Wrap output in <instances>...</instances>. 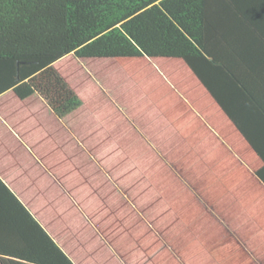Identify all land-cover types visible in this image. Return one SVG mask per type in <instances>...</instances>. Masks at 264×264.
Returning a JSON list of instances; mask_svg holds the SVG:
<instances>
[{"label": "rangeland", "instance_id": "rangeland-1", "mask_svg": "<svg viewBox=\"0 0 264 264\" xmlns=\"http://www.w3.org/2000/svg\"><path fill=\"white\" fill-rule=\"evenodd\" d=\"M113 61L110 58L80 59L72 54L53 64L52 68L73 89L81 93L80 97L85 101L86 107L95 103V96L89 95L88 86L95 87L91 82L94 80L99 87L100 84L97 82L100 75L108 78L109 91L124 95L125 104L128 99L125 95L127 91L148 89L153 93H159L167 89L166 81L157 72L147 71L142 76L140 73L130 71L129 65L124 63L118 65ZM174 65L176 70L170 75L184 73L182 75L185 81L181 82V85H184L183 91L186 92V96H190L188 99L192 103L191 99H194L199 91V88L192 83L198 80L188 76L183 67L185 63L179 65L175 62ZM169 67L170 64H165L162 71L169 70ZM185 67L188 69L186 65ZM114 68H117L119 72L113 73ZM112 76L115 80L111 79ZM127 79L130 83L137 85L136 89L134 87L128 89ZM179 93L184 94L181 89ZM192 93L196 94L192 97ZM38 96L34 94L29 104H18L11 99H6L5 108L14 110L16 113H23L33 108L39 110L41 112V114L38 113L39 117L32 115L33 117L26 121H32L33 127L39 132L44 131L43 126H47L46 123L55 125L57 132L63 134L55 138L52 134L50 140L58 144L62 141L61 144L69 146L68 149L60 152L62 155L65 153L60 160L64 161L67 158L71 160V155L75 156L71 168L75 175L72 177L74 179L71 178L72 180L68 182L63 172L60 173L58 209L48 204L36 203L40 204V209L36 211L34 217L41 220L49 229L53 231L56 229L55 236L61 242L67 239V250L71 254H74L73 250H75L81 256L82 263L88 264L238 263L239 260L233 257L236 254L226 251L227 241L236 238L244 243L245 235L254 234L255 226H258L261 221L259 220L261 218H255V215L251 213L252 209L247 203L249 199L247 195H244V189L248 188V183L254 180L256 171L262 166L258 159L249 157L251 153H246L247 144L244 145L238 138L227 142L219 136V141L222 143L219 145L224 149L225 158H228L223 164L207 157L202 159L200 153L204 146L190 136L188 140L185 138V143L183 138L180 142L177 138L175 141L171 139L170 145L165 144V149L153 148L154 153L157 152L158 155H154L150 149L142 148L141 141L133 140L129 142L124 140L123 144L127 146L122 144L119 149L121 153H118L117 148L97 147L98 142H95L97 139L92 137L96 147L91 149L82 145L84 140L79 137L82 135L77 131H71V128L67 131L65 128L71 126L62 123L64 128L52 116L51 111L44 108L49 107L40 96L43 106L38 104ZM3 102L4 100L0 102V105ZM110 102L115 107H120L122 103L119 99L115 100L112 97ZM198 102L200 104L198 107H202L201 110L209 112L211 106L208 104L204 107L205 100ZM132 106L135 104L132 103ZM93 107L103 108L96 104ZM24 116L28 117V115ZM152 116L147 117L143 124H140L144 129L148 127L146 122ZM161 116L165 118L166 123L167 115L161 113ZM111 118L114 120L113 115ZM168 119L173 118L171 116ZM201 119L206 124L211 122L215 130L219 132H221L220 126L224 123L231 125L221 112L212 121H209L206 116ZM120 124L127 123L122 121ZM75 128L83 129L79 124ZM15 131L18 132L17 129ZM113 136L120 138L118 134ZM200 138H203L202 135ZM177 141L178 144H176ZM184 152L185 156L182 155ZM242 154L247 155L238 158ZM230 161L233 162L232 165H229ZM29 178L26 175L27 185ZM82 192H85L87 199L90 198L92 202L96 200L95 204H91L90 214L84 208L86 199L80 195ZM97 194L102 195L104 205H99ZM52 210L55 214H52ZM98 235L104 238L103 242L101 241L102 244L96 242L95 238ZM63 242L62 244L66 245ZM103 245L111 250L104 251ZM194 248L200 254L199 258L195 257ZM211 249L221 250L224 254L229 252L230 259H226L223 255L222 259L212 260L209 257L210 251H213ZM234 250L237 253L236 258L242 257L245 258L244 261L249 260L247 256L243 257L245 252L241 247H235ZM2 259L0 257V261ZM6 259L4 257L3 260ZM239 264H242L241 260Z\"/></svg>", "mask_w": 264, "mask_h": 264}, {"label": "trees", "instance_id": "trees-1", "mask_svg": "<svg viewBox=\"0 0 264 264\" xmlns=\"http://www.w3.org/2000/svg\"><path fill=\"white\" fill-rule=\"evenodd\" d=\"M72 54L182 60L264 164V0H0V95L75 113L81 97L52 68ZM255 174L264 183V165ZM0 222L42 236L38 250L0 249L1 264L68 262L1 180Z\"/></svg>", "mask_w": 264, "mask_h": 264}, {"label": "crops", "instance_id": "crops-1", "mask_svg": "<svg viewBox=\"0 0 264 264\" xmlns=\"http://www.w3.org/2000/svg\"><path fill=\"white\" fill-rule=\"evenodd\" d=\"M113 60L114 64L122 65L124 63L129 65L128 68L130 71L140 73L142 76H144L147 71L157 72V74L166 81L167 89L159 93H153L148 89H138L134 92L127 91L125 95H127L126 97H128V99H126L125 104L123 100L124 95H118V92L109 91L108 87L110 85L108 78L100 75L99 81L97 82L100 84L99 87L96 86V81L94 82V80H91V82L94 83L95 87L88 86L89 95L95 96V103L93 105L86 107V103L82 99L83 106L75 113L63 118L57 116L52 109L44 107L46 110L51 111L52 116H54L61 125L71 126L65 128L63 125L67 131L71 128V131H77L78 134L82 135L79 137H81V140H84L82 144L84 147L91 149L96 147L92 141V137H95L97 139L95 142H98L97 147L106 146L108 148H117V152L121 153L119 149L122 147V144L125 143L124 140L128 142L133 140L141 141L143 145L142 148H147V150L150 149L154 155H158L157 152L154 153L153 148L156 150L159 148L165 149V144L170 145L169 141H171V139L175 141L177 138L179 142L182 141L183 138V143H185V138L188 140V136H190L193 140L204 146L200 153L202 159L207 157V159L218 160L216 162L223 164L228 158H225V152L221 146L222 143L219 141V136L227 140V142L232 141L234 138H238L240 142L242 141V143L246 145L240 136H238L237 131L232 125L224 123V125L220 126L221 133L215 130L211 122H208L207 125L201 121V117L203 116L208 117L209 121H212L220 112L221 114L223 113L198 81L192 83L199 88V91L197 94H191L192 97L196 94L194 99H191V103L188 99L190 96H186V92L183 91L184 85H181V82L185 81L184 75H182L184 73L170 75L172 71L176 70L174 65L175 62H178L179 65L181 63L184 65L182 60L161 57L121 58ZM165 64H170L169 70L166 69L162 71ZM183 67L188 76L195 77L185 65ZM112 72L116 73L119 71L117 68H114ZM111 79L115 80L113 76ZM127 80L129 83H126V85L128 84L129 86L128 89H132L133 87L136 89L137 85L130 83L129 79ZM103 89L105 91H103ZM180 89L184 94L179 93ZM74 90L81 96V93H78L76 89ZM33 96L34 94L31 95L29 99L20 101L11 90L0 95V102L4 100L3 104L0 105V180L28 213L30 215L32 214L31 216L33 219L37 221L42 230L48 234L52 242L60 249L62 257L64 255L68 259L66 264H88L82 263L81 256L75 250H73L74 254H71L67 250V239L62 240V242L65 241L63 243L66 244L63 245L55 236L56 229L53 231L41 220L34 218L36 211L40 209V204L37 205L36 203H41L42 205L48 204V206H53L58 209L57 197L60 191V173L63 172V176L68 179V182L74 179L72 177L75 175L71 168L73 167L75 156L71 155L72 161L68 158L64 161L60 160L61 156L65 154L62 155L60 152L68 149L69 146H67V144H61L62 141L58 144L50 140L52 134L55 135L54 138L63 134L62 132H57L55 125L46 123L48 127L43 126L44 131L41 130L39 132V130L33 127L32 121H26L31 119L32 115L39 117L38 113L41 114L39 110L33 108L29 110L30 112L25 110L23 113H16L14 110L5 108L7 105L6 99H11L18 102V104H29ZM111 97L115 100L119 99V102H122L120 107H115L111 104ZM200 100H205L203 104L204 107L208 104L211 106L209 112L206 113L205 110H201L202 107H198V105H200L198 101ZM38 101V104L43 106V100H41L40 97ZM132 103H134L135 106H132ZM95 104L99 105V107L103 106V108L95 109L93 107ZM127 105L128 107H126ZM194 106L196 108H193ZM161 113L167 115L166 123ZM24 115H28V117ZM111 115L114 116V120L111 118ZM150 116H152L151 119L146 122L148 127L144 129L140 124H143L144 119ZM157 116H159L158 119ZM171 116L173 119H168ZM122 121L127 124H120ZM77 124L81 125L83 129L78 130L75 128ZM155 124L156 126H154ZM121 125H123V128H121ZM38 128H40V124H38ZM15 129H17L18 132H16ZM52 130H55V132H52ZM113 134H118L120 138H115ZM201 135L203 138H200ZM178 141L176 144H178ZM216 141H218V143H216ZM219 143H221V145H219ZM123 145H125V147L127 146V144ZM246 148V153L252 154L249 157L258 159L263 166L264 164L260 158L257 157L248 146H246ZM163 154L165 156L164 151ZM182 155L185 156L186 153L184 152ZM246 155L247 154L239 155L238 158H243ZM232 164L233 162L230 161L229 165ZM88 168L90 171L89 166ZM26 175L30 177L28 179V185L25 181ZM256 177H253L254 180H250L252 182L248 183L247 189H244V195H247L249 199L247 203L252 209L251 213L255 215V218H261L259 219L261 221L258 226H255L253 230V232H255L254 234L250 233V235H245L246 241L244 243L238 241L236 238L233 240L231 239V241H227V249L225 248L226 251H231L233 255L236 254L232 256L236 260H241L242 264H264V183ZM81 189L84 190L83 187H81ZM82 193H80V195H83V199H86L84 200V208L88 214H90L89 210L91 204H95L96 200L92 202L90 198L87 199L85 192ZM96 197L99 201V205H104V201L101 198L102 195L97 194ZM52 214H55L54 211ZM9 230L8 228H4V224L0 222V249L19 253V244H24L29 249L34 248L38 250L40 248L38 243H41L42 236L39 232L36 231L27 238L20 228L13 231ZM95 239L96 242L101 243L104 238L98 235ZM235 247H241L245 252L243 253V257L247 256L250 261H244L245 258L242 257L236 258L237 253L234 250ZM102 248L105 249L104 251L111 250L106 245H103ZM42 251H46L43 246H41V251L36 254V256L41 254V257L38 258L43 259L47 257V252L44 253ZM194 251L195 257L199 258L200 254L197 253L195 248ZM223 255L226 259H230L231 254L229 252L226 254L221 253V250L210 251L209 257L212 260L222 259ZM53 258H56L55 255L51 257L50 260H53ZM86 258L88 257L86 256ZM239 261L236 264H239Z\"/></svg>", "mask_w": 264, "mask_h": 264}]
</instances>
